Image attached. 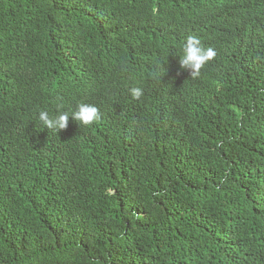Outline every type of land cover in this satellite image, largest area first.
<instances>
[{"label": "trees", "instance_id": "16d2710c", "mask_svg": "<svg viewBox=\"0 0 264 264\" xmlns=\"http://www.w3.org/2000/svg\"><path fill=\"white\" fill-rule=\"evenodd\" d=\"M0 264H264V0H0Z\"/></svg>", "mask_w": 264, "mask_h": 264}, {"label": "clouds", "instance_id": "9594fccd", "mask_svg": "<svg viewBox=\"0 0 264 264\" xmlns=\"http://www.w3.org/2000/svg\"><path fill=\"white\" fill-rule=\"evenodd\" d=\"M180 56V66L182 68L190 67L192 69L191 76L196 78L200 76V70L205 64L215 58L216 51L211 47L204 48L196 36H188L182 45V55ZM155 75H159V72ZM131 94L134 98L141 97L143 94L142 88L133 87ZM70 115L75 121L85 126L91 125L99 119V111L96 106L81 102L77 105L75 111L71 113L61 112L54 118L50 117L47 111H40L39 120L43 123L44 127L48 129L55 128L58 131L67 126Z\"/></svg>", "mask_w": 264, "mask_h": 264}]
</instances>
